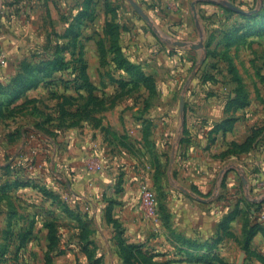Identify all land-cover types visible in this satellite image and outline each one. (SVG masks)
Here are the masks:
<instances>
[{
	"label": "rangeland",
	"instance_id": "374dc122",
	"mask_svg": "<svg viewBox=\"0 0 264 264\" xmlns=\"http://www.w3.org/2000/svg\"><path fill=\"white\" fill-rule=\"evenodd\" d=\"M0 56V264H264V0H0Z\"/></svg>",
	"mask_w": 264,
	"mask_h": 264
},
{
	"label": "crops",
	"instance_id": "0c3cea01",
	"mask_svg": "<svg viewBox=\"0 0 264 264\" xmlns=\"http://www.w3.org/2000/svg\"><path fill=\"white\" fill-rule=\"evenodd\" d=\"M198 99V103L203 104L201 109H203L206 104L218 105L217 101L212 102L210 99H208V101L202 98ZM215 108L216 110H210L207 108V110H210L211 112L206 111L195 113L199 117L200 121L204 119V123H206L204 125L202 124L201 131L204 132L209 130L212 123L217 124L223 120L225 116L223 106L220 107L218 105ZM198 117H195L194 119H198ZM234 117L235 121L233 123V128L225 134L220 132L217 136H226L230 140L232 139L237 142H242L253 130L263 136V139L260 140L258 144H253L247 152H243L233 157L232 164L234 168L227 174V188L225 189L222 187L216 191L217 195L225 192H234V197L240 199V206H244V201H242V196H246L244 186L251 184L253 177L264 174V105L261 106L252 99L249 106H246L244 109L234 113ZM221 146L222 141L217 139L214 144V150H222ZM204 216L206 217V221L212 218V215L209 216L208 213H205ZM261 239H263V237L257 234L254 241L258 242ZM114 264H118V259L114 262Z\"/></svg>",
	"mask_w": 264,
	"mask_h": 264
},
{
	"label": "built area",
	"instance_id": "2783aa9c",
	"mask_svg": "<svg viewBox=\"0 0 264 264\" xmlns=\"http://www.w3.org/2000/svg\"><path fill=\"white\" fill-rule=\"evenodd\" d=\"M4 64V58L2 56H0V68L3 66ZM253 186L259 191L261 197L264 195V177L261 178H257L254 180ZM142 192L145 198H149V191L146 187V185H143L142 187ZM262 209L264 210V206L262 207Z\"/></svg>",
	"mask_w": 264,
	"mask_h": 264
},
{
	"label": "water",
	"instance_id": "95a60500",
	"mask_svg": "<svg viewBox=\"0 0 264 264\" xmlns=\"http://www.w3.org/2000/svg\"><path fill=\"white\" fill-rule=\"evenodd\" d=\"M261 200H264V197H261V198H260V201H261Z\"/></svg>",
	"mask_w": 264,
	"mask_h": 264
}]
</instances>
